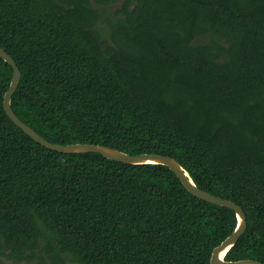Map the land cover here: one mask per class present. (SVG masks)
<instances>
[{"label": "trees", "instance_id": "1", "mask_svg": "<svg viewBox=\"0 0 264 264\" xmlns=\"http://www.w3.org/2000/svg\"><path fill=\"white\" fill-rule=\"evenodd\" d=\"M0 47L21 122L174 159L246 216L224 260L264 264V0H0ZM11 77L0 58V264H210L233 210L161 164L44 148L4 112Z\"/></svg>", "mask_w": 264, "mask_h": 264}, {"label": "water", "instance_id": "2", "mask_svg": "<svg viewBox=\"0 0 264 264\" xmlns=\"http://www.w3.org/2000/svg\"><path fill=\"white\" fill-rule=\"evenodd\" d=\"M0 58L4 60L12 68V77L9 84V88L3 98V109L6 116L11 122L22 130L27 136H29L34 142L40 144L46 149L59 153H86L93 152L98 153L104 158L112 161L124 163V164H161L168 167L181 182L183 187L195 197L206 201L208 203L226 207L234 211L237 217V227L234 232L224 239L217 247L212 250L210 257V264H263L253 260H239V261H226L224 256L226 252L237 242L239 237L246 229V216L242 208L236 205L232 201L224 200L219 197L213 196L205 191L200 190L190 179L187 172L172 158L162 155L153 154H139V155H127L116 150L108 149L97 145L88 144H72V145H55L45 141L40 137L33 129L25 125L14 114L10 106L11 96L16 90L19 80L20 71L12 60V58L0 47ZM223 253L222 257L220 256Z\"/></svg>", "mask_w": 264, "mask_h": 264}, {"label": "rangeland", "instance_id": "3", "mask_svg": "<svg viewBox=\"0 0 264 264\" xmlns=\"http://www.w3.org/2000/svg\"><path fill=\"white\" fill-rule=\"evenodd\" d=\"M35 262H36V260L31 261V262L23 261V262H21L20 264H34ZM5 263H6V264H14V263L9 262V261H5Z\"/></svg>", "mask_w": 264, "mask_h": 264}, {"label": "bare ground", "instance_id": "4", "mask_svg": "<svg viewBox=\"0 0 264 264\" xmlns=\"http://www.w3.org/2000/svg\"><path fill=\"white\" fill-rule=\"evenodd\" d=\"M223 253L220 255L222 257Z\"/></svg>", "mask_w": 264, "mask_h": 264}]
</instances>
